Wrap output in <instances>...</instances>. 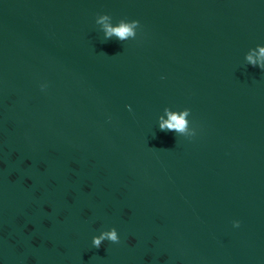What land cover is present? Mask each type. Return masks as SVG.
Returning a JSON list of instances; mask_svg holds the SVG:
<instances>
[{
	"label": "water",
	"instance_id": "water-1",
	"mask_svg": "<svg viewBox=\"0 0 264 264\" xmlns=\"http://www.w3.org/2000/svg\"><path fill=\"white\" fill-rule=\"evenodd\" d=\"M262 48L264 0H0V264H264Z\"/></svg>",
	"mask_w": 264,
	"mask_h": 264
},
{
	"label": "clouds",
	"instance_id": "clouds-1",
	"mask_svg": "<svg viewBox=\"0 0 264 264\" xmlns=\"http://www.w3.org/2000/svg\"><path fill=\"white\" fill-rule=\"evenodd\" d=\"M101 18L97 20L98 23H103L106 20L110 19V16L103 15L100 16ZM140 27L139 21H131L127 22L125 20H121L117 27H112L110 24H105V32H106V39H111L112 36H116L119 38L120 41L127 39L129 36H135L134 29ZM261 58L262 61L260 63V67L264 69V48L261 49ZM247 60L255 67L257 65V61L253 59L251 55L247 57ZM168 112V109H165ZM169 114V120L163 121L160 123V130L161 131H172V132H180L183 133L186 131V120L185 116L190 114V109L182 111L179 115ZM236 227H239V222L235 223ZM110 241L112 243H120V237L118 232L115 228L111 231H105L98 237L93 238V246L99 249L104 241Z\"/></svg>",
	"mask_w": 264,
	"mask_h": 264
}]
</instances>
